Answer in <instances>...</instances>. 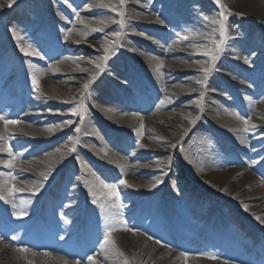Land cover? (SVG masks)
<instances>
[{
  "label": "bare ground",
  "instance_id": "1",
  "mask_svg": "<svg viewBox=\"0 0 264 264\" xmlns=\"http://www.w3.org/2000/svg\"><path fill=\"white\" fill-rule=\"evenodd\" d=\"M22 1L23 0H13L9 7V0H0V4L4 5L2 8H7L5 11L7 13L5 20L3 23L0 21V26L1 24H5L3 29L0 27V46L3 47L2 51H5L2 63L4 64L6 73H4L5 77L0 82V85H4L7 78L12 82L11 90H0V99H4V102L7 99L9 100V106L3 115L15 116L19 119L28 118L45 123L50 119L46 117L40 109L46 105H54L55 107L62 108L72 104L73 97L69 92L77 89L61 84L77 82L83 86L89 81L77 79L73 76L76 73H84L88 69L80 65H77V67L69 65L67 68H60L59 64H53L52 68H57L55 75H62L59 81H55L49 78L50 74L47 68L39 67L36 64L40 60L49 63L46 58L49 59L50 53H47L46 58H41L36 54H30L29 57H25V55L28 54V49L26 50L24 47H20V42L22 39L29 38L28 40H30L32 36L28 37L29 34L26 35V32H28L26 30L28 29L23 28L19 23H13L16 29L14 32L10 30L13 14L19 16V18L23 20L29 21L32 27H36L37 30L45 29L47 31L52 29L54 33L53 42L62 40V35H66V32L62 28L50 23V21L47 22V16L42 13L39 6H37V8L31 6L35 0H32L28 5L27 2L24 3ZM152 1L153 5L151 9L147 10L146 14L142 16L135 15V11L132 8L126 10L127 15H135L136 17L137 23L133 27L134 31H136L135 33H137L135 34L136 41L139 44L141 42L140 39H143L151 44V42L156 39L150 38L152 36L151 34H161L162 38H167L169 41L171 40V45H157L153 47L156 54L160 53L163 55V57H158L146 51L141 52L139 49H135L133 47L135 43L128 41L120 45L121 54L123 52V55H127L136 65H139L145 72L147 71L155 80L157 88L159 87L165 92H172L174 94H179V92H181L182 97L191 98L189 100L187 99V101L182 104V106L188 107L189 110L184 111L173 108L171 111L169 110L168 113L160 112L161 114H159V117H164L163 120L168 122L166 120V114L170 116V113L173 111L180 112V114L187 119V122L183 124V131L180 132L176 128L170 131H163V139L160 141V145L154 146L147 137L146 131L141 127V120H144L145 117L130 111L123 103L124 101L122 98L126 97L127 100H130L129 98L131 96L129 94L128 96L124 94L120 101L111 103L107 94L104 93L106 85L101 81L93 85L90 83L87 93L83 97L82 108L84 113H86L85 116L82 117L83 128L80 133L79 131L77 132V136H75L76 138H73V140L75 142L74 145L80 142L82 145L92 149L94 148V142L86 136V134L89 133L93 135V140L95 135L98 137L95 143L100 145V143H102V138L99 135L98 126L95 125L96 123H94V121L98 119L100 122L101 118L109 123L111 129L109 128L108 130L109 132L111 131L110 134L114 137V142L119 148L122 137L119 141L117 137L119 136L118 133H121L123 136L137 138L141 150L147 152H151L152 150V152L156 151L159 154L161 153V155L153 160L157 164L155 165L156 168H152V165L147 162H129L123 155L116 152H112L110 156L114 158V165H116L114 167L118 168L116 172L122 174L123 177L125 176L124 178H130L135 183L149 181L151 184H154L157 179H161L162 182L167 181V183L163 185V188L167 190L168 193H171V202H169L170 210L166 217L163 215L161 216V214L157 212L155 219L149 222L144 228L147 233L152 236L158 235L164 241L155 243L154 237H150L136 228V226H139L136 217L140 212L150 213L152 203L148 202L143 207H140L138 204L128 202L126 197L125 200L114 197L113 208L112 205H110V213H114L111 222H105V219H103V217L99 218L100 215H98L95 221L86 224V222L81 220L80 216L77 218L74 214L66 216L64 209L55 206L48 223L43 221L34 225L36 221V209L41 194H38L37 203L33 205L30 201L22 198V192L19 190L22 189V186L25 191L33 189L38 182L31 177L35 176L38 178L44 176L46 173L53 171L55 165L46 160L47 155L45 157H36L35 164L40 168L42 173L39 171L35 172L27 166L25 167V162L32 161L26 159V156L37 149L38 141L42 139L49 140L56 137L66 131L71 123H67V128L62 130L59 129L61 128L60 123L56 125H42L38 131H34L28 128L26 123L16 120L18 123H13L14 126L12 129L8 127L9 129L4 128V132L0 131V135L4 136V140L0 142V148L9 147V143L12 142L13 139L14 141L12 143L14 144L10 147L12 149V155L15 157L13 160L14 167L11 168L7 166L10 157L9 159L0 158L1 166L5 168L4 172L0 171V174H2L0 175V184L3 185L2 194L6 197L5 199H0V219L5 222L8 229H11L17 226L19 222H24V224L29 223L30 220L27 217L31 213L33 206L35 207V216L33 217V224L31 225L33 230L28 237L23 234H18L14 238H9L5 241L6 237L0 236V264H81L82 261L80 257L84 253H87L85 254L86 264H250L244 261L242 257L238 259L240 256L236 255H244L245 248L243 247L245 246H247V249L250 248V253H248L250 257L253 255H261V259L257 260L263 262L260 264H264V251L259 250L262 248L264 249V238L256 232V226L264 229V174L260 175L251 169L259 167L261 162V165L264 163V102L258 99H252L248 96H243L239 101L237 100L235 102L236 109H227L219 103H214L215 101L210 99V93L205 94L203 89H201V80L205 77H209L210 92L213 91L215 94H219L223 93L224 90V78L229 81L237 82L238 77L244 75V71L237 64L234 65L231 63L222 64L226 69L225 71H211L212 64L201 57L203 56L201 55L203 54L202 52L207 51L209 48L207 45H201L197 53H189L188 48L184 46V44H187L186 40L184 41L183 38H181L182 40L180 42H176L168 35L167 29L172 28L174 24L173 18L169 15V12H172L173 15L174 9H178L179 13L185 7L193 9L198 0ZM231 1L239 5H245L244 11L249 12L251 17L258 19L264 26V0ZM133 3L137 6L142 4L139 0H136V2L133 1ZM58 6L62 9L61 13L66 14L65 9L60 4H58ZM2 8L0 9V14L4 12ZM209 13H211L210 21L207 25L210 27L204 30V34L202 35L206 38L205 43L213 41L216 23H218L219 20L221 21L215 11H210ZM57 16L61 18V14L58 13ZM61 19H64V17ZM111 19V17L104 18L96 16L93 19V24H107ZM61 21L67 24L70 23L69 21ZM113 23L114 22H111V24L107 26V29L113 30L115 28ZM243 28L245 29H241L233 23L230 24L229 34H233V36L231 35V42H235L238 40L239 36H241L248 41L247 49L243 50L246 58L252 61L259 59L260 52H255V45L259 43V46H264V32L260 30L256 31L250 27ZM24 33L26 36L23 35ZM67 33L74 39L73 41L81 42L87 46L104 43V39H100V34L98 32H87L83 29H77L74 25H72V28ZM157 37L161 38L158 35ZM51 38L52 37L45 35L48 44H50ZM150 39L152 40L150 41ZM115 40L117 41V39ZM12 41L13 43L15 41L19 49H24V51H21L22 58L19 68L15 71L12 70V65L13 61L15 63L16 60L13 58V52L8 45V42ZM175 43L178 45V48L173 50L174 47L172 49V46ZM50 46L52 48V45ZM123 46H126V50L122 48ZM67 47L68 46H66L65 49H67ZM33 53L37 52L34 51ZM174 54H176L174 57H170ZM131 55L134 56L133 59ZM62 62L63 61H61V63ZM90 62L92 64L97 62V64L103 63L99 68V70H101L105 59L103 55L100 54L92 57ZM244 63L247 67L251 66L250 62ZM174 64L184 72H195V74L188 76V78H184V86L179 83H169L176 78L180 79L182 77V74L172 75L170 69L174 67ZM107 65L110 71L114 73L117 80L119 77V73L117 72H119L120 64L111 62V59H109ZM206 68L209 69V71L205 72L203 70ZM28 73L29 75L32 73V77L29 78ZM64 74L71 75L63 76ZM33 76L36 77L37 81L46 83V88L42 89L43 93H41L40 98L31 99L30 93L34 87ZM108 79L109 81L111 80L110 77ZM6 85H9V82L6 83ZM20 90H25V95H23L24 98L20 97L22 96ZM250 90L256 93V89ZM121 93H124V90L121 89L120 94ZM76 99L78 100V97L74 98V100ZM16 102L17 104L14 105ZM198 102L200 105H205V110L197 108L196 104ZM91 106L98 111L97 115H91L89 111H87ZM22 110H24V112H21ZM206 111L208 112L209 118L213 119L218 124L221 132L230 141L233 140L236 144L240 145L247 156V158L241 157L240 159L243 165L246 166H231L227 161L221 158L219 147L212 140L208 129L194 128V123L197 125L204 123L205 119L203 115H201V112L204 114ZM53 113L56 116L63 114L61 111ZM238 117H243L248 120L247 130H245L243 120ZM6 119L7 118H5V120ZM229 120H238L239 125L230 128L229 124L232 121ZM0 126L7 127L4 120H0ZM169 126L172 128V124ZM18 129L22 132L20 135H23V138L21 136V138L18 136L16 137ZM188 130H190V133H188ZM253 133H256L257 137H252ZM11 134L15 136L10 138ZM69 136L68 134L66 135V137ZM182 142H184L183 153L178 152L180 154L178 156L167 153V150L163 147L173 143L174 149L175 144L179 145V143ZM68 148V146H65V149ZM17 150H19V152H17ZM59 150L57 155L60 162L57 164L58 167L54 175L57 174L60 167L78 163L79 159L76 155L72 156L69 150ZM0 154L8 155L6 151H0ZM138 155L139 152L137 153V156ZM181 155H183V159H181ZM150 156V154H148V156L143 154L139 158L142 160ZM164 162H166L167 166L166 170L162 172ZM169 166H172L174 169L170 176L167 173ZM14 169L17 170L13 171ZM176 171L183 173V175H185L184 178L191 177V179H195L197 186L204 185L212 189L215 194V199H219L215 206L216 208L228 205L226 200H230V202L237 201L234 207L239 204L241 205L239 208H242L245 200L250 202L248 221L243 222L238 215L239 211L234 208L233 214H230L231 218L228 216L225 217L224 215L226 213L222 211L220 214L213 213L212 216H209L207 218L209 219L208 225L206 226L194 222L196 215L190 212V208L185 206L183 201H177L176 194H178V190L172 181V176ZM243 171H245V175L237 178V175H240ZM87 172L88 166L85 164L83 167L82 165V171L80 173L71 174L67 179H64L62 175L55 187L59 185L61 193L69 197L78 190L83 189L84 191V189H88L90 186L94 187V190H96V188L98 190L105 184L95 174H87ZM9 173L14 179H7ZM24 175L30 176V178L26 181H20L17 178L18 176ZM85 179H87L85 183L81 184L80 181ZM256 183H260V185L255 188L254 186ZM12 186L18 189V191H15L13 195L9 196L8 189ZM187 186H190V184L187 183L185 189H187ZM134 193L136 194L137 191H134ZM196 193H199V196H201V192L198 191L197 188H193L189 197L194 198ZM154 200H156L157 204L159 203V199L155 198ZM13 205H15V207H13ZM213 205H215V203L207 205L205 211L210 212ZM201 209L204 210V208ZM40 223H43V228L40 226ZM58 224H60V226H57ZM110 227L113 228L114 231L110 234L111 239L106 241L105 235L108 233ZM49 230H52L53 233L51 234ZM215 230H218L220 234V236L217 235L218 240L215 241L216 244H209L202 247L200 243L201 237L206 233L204 239L208 241L207 239ZM46 234L48 236H45ZM53 234L61 237L60 241L57 240L53 242ZM45 238L49 240L42 241ZM245 238L251 240V242L245 244L243 241ZM32 241L36 242L38 251L30 248V246L33 245ZM254 246L258 248L257 252L252 251L251 247L253 248ZM19 249H27V251H19ZM89 257L92 259H89ZM81 259L85 261L84 258Z\"/></svg>",
  "mask_w": 264,
  "mask_h": 264
},
{
  "label": "rangeland",
  "instance_id": "2",
  "mask_svg": "<svg viewBox=\"0 0 264 264\" xmlns=\"http://www.w3.org/2000/svg\"><path fill=\"white\" fill-rule=\"evenodd\" d=\"M25 1V0H23ZM27 5L30 4V0H26ZM133 1L136 2V0H40L39 3L45 4L47 8L44 7V15L47 16V22L50 21V23H53V25H56L59 28H62L66 35H62V40L54 41L53 42V32L51 30H37L36 27H32L29 21L23 20L22 18H19V16H15V14L12 15V25L10 26L11 31H15V27L13 26V23H19L22 25L23 28H27L28 32H26V35L32 36L30 37V40L22 39L20 42V45L24 47L26 50L28 49V53H33L34 51L39 53L37 56L41 58H46L47 53H50L49 59L46 58L49 63L44 62L43 60H40L36 64L39 67H45L47 68L48 73L50 74L49 78L55 81H59L62 78V75H55L57 72V68L53 69V64H59L60 68H67V66H75L77 65L83 66L84 68L88 69L84 73H76L73 77H76L77 79H84L90 81L92 76L96 77L97 81H104L105 82V88L104 93L107 94V96L110 99L111 103H114V101H120L121 95L120 90H124V93H128L131 97L129 101H124L123 103L129 108L130 111L138 113L145 117L144 120H141V127L146 131L147 137L151 140V143L154 146H159L160 141L162 138V132L163 131H170L174 128L178 129L180 132L183 131V124L187 122V119L184 118L180 112H171L170 116L166 114V120L168 122H165L163 120L164 117H159V114L161 113H168L169 110L173 108L181 109L184 111L189 110L188 107L182 106L183 103L187 101V99H191L188 97H182V93L179 92V94L169 93L161 90L159 87L157 88V85L155 83V80L149 75V73L145 70H140L139 67L135 66L133 64V61L127 56L123 55V52L121 54L120 45H123L126 42H132L133 47L136 49H139V51H146L149 54H154L158 57H163L162 54L155 52L153 47L155 46H169L171 45V40L162 38L161 34H157L161 38L157 37V35H153L150 38H156L150 43L147 41L140 39V43L138 44L136 41L135 33L133 27L136 22L137 16H142L143 14H146L147 10L151 9L153 5L152 0H139L142 4L139 6L135 5ZM249 3V2H248ZM247 3V4H248ZM37 1L33 2V7H37ZM60 4L66 11V14L61 13V8L58 6ZM246 4V5H247ZM106 5V6H104ZM222 5L226 7H222ZM2 7H0L1 9ZM129 8H132L135 11L134 16L127 15L126 10ZM245 5H239L233 1L229 0H220L219 3H217V0H198L195 4V7L192 8H183V10L179 13L178 9H174L173 15L172 12H169V15L173 18L174 24L172 28H168L167 32L168 35H170L171 38H173L176 42H180L183 38V40L187 41V44H184L186 48H188L189 53L198 52L199 47L201 45H207L209 48L207 51L212 50V55L216 56L215 61L212 60V57L210 55H205V52H202L203 56L202 58L208 60L209 63L212 64L211 71L217 70V71H225L226 69L222 66L223 63H231L234 65L240 66V68L244 71V75L238 77L237 82L229 81L224 79V90L223 93L215 94V92H210V79L208 77H205L200 82L201 89L203 88L204 93H210V99L212 101H215L214 103H219L222 106H224L227 109H236L235 102L243 97L248 96L252 99H258L260 101L264 102V46H259V43H256V53L260 54V58L252 61L251 59H247L246 63H251L250 67L245 66V58L246 55L243 53V50L247 49L248 47V41L243 39L241 36H239L238 40L235 42H231L232 38L229 34V26L231 23H233L235 26L245 29L243 27H250L251 29H254L256 31L264 32V26L260 23L258 19L255 17H251L249 12L244 11ZM86 10V12H85ZM210 11H215L218 15V18L223 21L224 25L227 27V33L226 37H222L220 34V20L218 23H216V30L214 33V38L212 42H206V38L202 35L204 34V30L209 29V25H207L210 21ZM61 14V18L64 17V19H61L57 16V14ZM223 13V15H221ZM96 16L101 17H111L112 19L109 20V22L106 24L101 25H94V18ZM69 21L70 23H64L63 21ZM111 22H114L115 28L113 30L107 29V26L111 24ZM122 22V23H121ZM72 25H74L77 29H83L87 32H98L100 34V39H104L103 44H96L94 46H87L84 45L81 42L73 41L74 39L67 33L72 28ZM55 26V27H56ZM56 27V28H57ZM263 27V28H262ZM95 29H103V31H96ZM56 31V30H55ZM119 32V37H114L112 33ZM24 36L25 33L23 34ZM45 35L52 37L50 39V44L47 43L45 39ZM67 36V39L65 37ZM184 37H187V39H184ZM99 39V40H100ZM115 43H112V41H115ZM221 39L224 40V43L220 46L219 51H215L217 45L220 43ZM240 39V40H239ZM152 39H150L151 41ZM155 41V42H154ZM174 41V42H175ZM264 41V40H263ZM15 42V41H14ZM53 42V43H52ZM54 44V45H53ZM52 45V48L51 46ZM154 45V46H152ZM67 49H65V47ZM105 47L109 48L107 59H105L104 62V69L101 71L99 70L100 67H97V65L102 66L103 63H94L92 64L90 62V59L94 56L102 54L103 57L105 56ZM126 46H123L122 48H125ZM174 47V49H173ZM2 46H0V82L5 77V68L3 62V56L4 53H2ZM51 48V49H50ZM84 48V49H83ZM178 48V45L173 44L172 49L176 50ZM229 49V51H228ZM37 50V51H36ZM126 50V48H125ZM125 52V51H124ZM176 54L170 56L174 57ZM29 56V55H28ZM132 56V55H131ZM16 59L18 58L15 56ZM134 56H132V59ZM15 59V58H14ZM15 59V60H16ZM86 59V60H85ZM111 59V62H115L116 64H120L119 68V77L115 78V75L112 71H110L109 66H107V62ZM222 59V60H221ZM96 60V59H95ZM61 61H63L61 63ZM99 61V60H97ZM225 61V62H221ZM66 63V64H65ZM177 64V63H176ZM176 64H174V67H172L170 70L172 71V75L175 76V74H182V77L179 79H174L170 84L172 83H179L180 85L185 84V79L188 78V76L195 74V72L187 71L184 72L179 68ZM18 67L16 65V62L12 65V70H16ZM246 69V70H245ZM169 70V69H168ZM13 71V72H14ZM141 71V72H140ZM5 73V74H4ZM4 75V76H3ZM69 76L71 74H64L63 76ZM29 78L32 77V73L29 75ZM111 78L109 81L108 78ZM184 79V80H183ZM9 82V85H6V83ZM28 83V82H27ZM63 83V82H62ZM79 83L77 82H68L63 83L61 85H67L70 87H74L77 90H71L70 95H72L73 103L69 104L67 106H64L62 108L55 107L54 105L50 106H44L40 110L45 114L46 117H48L50 120H48L45 123L38 122L36 120L28 119V118H17L15 116H4V112L7 110V107L9 106V100L7 99L4 102V99L0 101V116L7 118L8 121H16L20 120L21 122L26 123L28 128L38 131L39 128L42 125H50V124H60L61 128L64 129L67 128V123H71L70 127L64 131L63 133L57 135L56 137L49 139V140H40L38 141V146L35 151H32L29 155L26 156V159L32 160L30 162H25V167L27 166L32 171H40V168L36 166L35 158L36 157H45L46 160L50 161V163H53L55 165V169L53 171H50L46 173L47 179H45L44 176H40L36 178L35 176H32L31 178H34L37 180V185L29 190L25 191L24 187L22 186V189L19 191L22 192L21 196L23 199H26L33 203V205L36 203V199L38 194L42 192L44 189L46 183L48 180H50L54 172L56 171V168L58 167L57 164L60 162L58 153L59 149L63 150H69L70 153L73 155H76L79 157L78 163H75L70 166L65 167V172L63 174V178L67 179L71 176V174L74 173H80L82 171V165L83 167L85 164L88 166V172L87 174H95L99 179L105 183V184H112L116 186V191L119 193V199L126 200L128 202L133 203H141L143 205L144 203L148 202L149 200L153 199V197L161 198L160 203L156 204V210L160 212L166 205L164 201L166 202L171 199V195L165 191V189L162 188V186L166 183V181H161V179H157L154 184H151L149 181H144L141 183H135L130 178H124L122 174L117 173L116 171L118 168L114 167V158H111L110 154L112 152H116L120 155H123L125 159L129 162H147L152 165V168H156L155 165H157L153 160L156 159L161 153L159 154L156 151L151 150V152H147L145 150H141L139 147V142L137 138H131V136H123L121 133H118L120 140V148L116 145L114 142V137L109 132V123L100 118V122L98 119L94 121L96 123L95 125L98 126L99 135L102 138V143L97 144L95 143L98 140V137L95 135L93 140L92 134H86V136L89 139H92L94 142V148H88L87 146L82 145L80 142L76 143L74 145L73 138H76L77 132L79 133L82 131L83 124H82V117L85 116L86 113H84L82 108V102L83 97L86 95L87 90H84L82 85H77ZM92 84H94V81H92ZM27 85V84H26ZM29 85V84H28ZM12 87V82L7 78V81L5 80L4 85L1 84V89H10ZM205 86V87H204ZM10 87V88H9ZM78 87V88H77ZM46 88V83L42 81H38V89L37 87H33L32 92L30 93L31 99L40 98L41 93H43L42 89ZM250 89H256V93L251 92ZM197 90V89H196ZM21 91V90H20ZM198 91V90H197ZM21 94H25V90L21 91ZM75 97H78V100H74ZM1 100V99H0ZM197 108L200 107L199 102L196 104ZM201 109H204V105H201ZM61 111L63 112L62 115H54L53 112ZM89 113L91 115H97L98 111L93 109L92 106L90 107ZM21 112H24L22 110ZM161 112V113H160ZM80 117V118H79ZM205 122L203 124H195L194 128H207L209 131V134L212 137V140L214 143L217 144L219 147L221 158L223 160L227 161L231 166H246L243 165L241 157L247 158L245 152L242 150L240 145L236 144L235 141H230L218 128V124L213 120L209 118V115L207 113L204 114ZM209 118V119H208ZM162 119V120H161ZM230 122L229 126L234 127L238 126L239 122L238 120H229ZM172 124L171 126H169ZM94 125V124H93ZM13 123L7 124V127L0 126V131L4 132L5 129H12ZM9 127V128H8ZM106 129V131H105ZM111 129V128H110ZM164 133V132H163ZM188 133H190V130H188ZM22 132L20 129H18V136L19 138H23ZM70 135L69 137H66V135ZM49 135V134H47ZM15 135L11 134L10 138H13ZM21 136V137H20ZM25 136V135H24ZM50 136V135H49ZM79 136V135H78ZM252 137H257L256 133L252 134ZM71 138V139H70ZM14 140L12 139V142ZM91 141V140H90ZM1 142V141H0ZM10 142L9 146L13 145L14 143ZM12 143V144H11ZM138 144V146H137ZM65 146L69 147L68 149H65ZM175 144V150H173V143H170L166 146H163L165 150H167V153L177 156ZM74 149V151H72ZM21 150V149H19ZM17 150V152H19ZM140 150V151H139ZM182 149L179 148V151ZM15 151V148H14ZM56 151V152H55ZM139 152V155L137 156V153ZM65 153V152H64ZM146 153V154H145ZM183 153V152H182ZM67 154V153H65ZM136 154V155H135ZM148 156L150 154V157H146L142 160H140L141 155ZM137 156V157H136ZM1 159H9V155H3L0 154ZM31 158V159H30ZM111 158V159H110ZM20 159V158H19ZM23 160V158L21 157ZM110 159V160H109ZM181 159H183V155H181ZM152 160V161H151ZM39 162V160H38ZM262 163V162H261ZM257 168H251L255 173H258L260 175L264 174V163ZM40 164V163H38ZM79 165V167H78ZM166 162H164L162 166V172L166 170ZM5 168L1 166L0 164V171H5ZM17 169H14L13 171H16ZM18 175V174H17ZM245 175V171L241 172L240 175H237V178L242 177ZM185 175L183 173L176 171L174 175L172 176V181L178 190L177 201H183L185 206L192 207V211H197V207L199 204H202L203 207L205 205H210L214 201V192L212 189L207 188L206 186H197L196 180L191 179V177L184 178ZM20 181H26L30 178V176H18L17 177ZM87 179L81 180L80 183H85ZM125 180L126 184H121L120 181ZM191 181V182H188ZM101 182V183H102ZM235 182V181H234ZM189 183L190 186H187V189H185V185ZM155 185V186H153ZM260 183L255 184V188L258 187ZM87 186V185H86ZM197 188L198 191L201 192L202 196V202L200 203V194L197 193L194 198H190L189 195L192 193V189ZM134 191H137L135 194ZM85 192L89 194L90 200L93 202L95 200V203L92 205L93 212L92 215L88 218L86 221L87 224L91 223L92 221H95L97 218L96 216L100 215L99 218L105 219V222H111L113 218L114 213H110L112 205L114 203V197L108 196L107 192L108 190L101 186L100 189L94 190V187H89L88 189H85ZM130 194V195H129ZM52 201H50L48 204H46V216H48L53 208L54 203H59L60 207L65 209V213L67 215L74 214L77 218L76 210L78 209L79 204V198H80V190L75 192L72 196H64L61 194L59 188H57L54 193L52 194ZM124 198V199H123ZM226 200V199H225ZM228 205L225 206V212L227 214H233V209H237L239 211V217L243 222H247L249 214H250V202L246 201L243 203L242 208L241 205L238 204V206L235 204L237 201L226 200ZM1 203V202H0ZM103 205V207H101ZM155 209V207H154ZM34 208L31 209V214L34 213ZM215 211V207L213 205L211 212H206L205 208L202 210V212H199L198 215L195 218V221H202L205 218H207L209 215L213 214ZM29 214V215H31ZM138 219V225L136 228L139 229V231H143V228L146 226V220L151 218V215H145L144 213H140ZM28 215V216H29ZM145 215V216H144ZM49 217V216H48ZM262 225V224H261ZM256 226V225H255ZM259 226V225H258ZM257 227V226H256ZM263 228L257 227V232L264 233V230H261ZM12 233H15V230L12 231ZM145 233V232H144ZM217 234V232H216ZM264 238V236H261ZM247 241V239H244ZM87 254V253H85ZM237 255V254H236ZM239 255V254H238ZM245 257V256H244ZM86 256L84 257V259ZM255 260L248 261L252 264H258L260 263L258 258L256 256H253V259ZM243 259V257H242ZM81 264H86L85 261L81 260ZM247 261V260H246ZM104 262V261H103Z\"/></svg>",
  "mask_w": 264,
  "mask_h": 264
},
{
  "label": "snow or ice",
  "instance_id": "3",
  "mask_svg": "<svg viewBox=\"0 0 264 264\" xmlns=\"http://www.w3.org/2000/svg\"><path fill=\"white\" fill-rule=\"evenodd\" d=\"M12 2H13V0H9V2H8V6L9 7L11 6V3ZM122 2H123V0H122ZM219 2H220V0H217V3H219ZM3 6L4 5L0 4V7H3ZM104 6H106V5H104ZM222 7H226V6L222 5ZM221 15H223V13H221ZM214 23H215V21H214ZM220 25H221L220 34H221L222 37H226L227 27H226V25H224L223 21H220ZM95 30L96 31H103V29H95ZM112 35L114 37H119L120 36V33L119 32H115V33H112ZM65 39H67V36L65 37ZM184 39H187V37H184ZM115 42L116 41H112V43H115ZM223 43H224V40L221 39V41L217 45L215 51H219L220 50V46ZM21 51H24V49L22 48ZM104 51H105L104 59H107V54H108L109 48L108 47H105ZM29 54H36V55H38L39 53H29ZM205 55H210L212 57V60L213 61H215V59H216V56L215 55H212V50L206 51L205 52ZM245 62H247V58H245ZM97 67H100V66L97 65ZM203 70L205 72L209 71V69H207V68L206 69H203ZM95 79H96V77L95 76H92L91 80L88 83H85L83 85L84 89L87 90L89 88L90 83L93 80H95ZM33 85H34V87H37V89H38V81H37V79H36L35 76H33ZM238 118L243 120V122L245 124V130H247L248 120L244 119L243 117H238ZM0 120H4L5 125L10 124V123H18L17 121H8V120H5V118L2 117V116H0ZM3 140H4V136L3 135H0V141H3ZM0 151H6L8 153V155L10 157V160L7 162V166L9 168L14 167L13 160L15 159V157L12 155V149H11V147L9 146L7 148H0ZM72 151H74V149H72ZM0 175H2V174H0ZM44 178L47 179L48 178L47 175H45ZM7 179L8 180H11V179H14V177H12V175L9 173L7 175ZM120 183L121 184H126L127 182L125 180H121ZM153 186H155V185H153ZM103 187L108 190V192H107L108 196L115 197L117 199L119 198V193L116 191V186L115 185H112V184H103ZM15 191H18V189H16L14 186L10 187L8 189V195L9 196L13 195ZM2 192H3V185L0 184V199H5L6 197L2 194ZM93 202L95 203V200ZM13 207H15V205H13ZM101 207H103V205H101ZM112 231H114V229L110 227L108 229V233L105 235V240L106 241H109L111 239V235L110 234H111ZM19 251H27V249H19ZM89 259H92V258L89 257Z\"/></svg>",
  "mask_w": 264,
  "mask_h": 264
}]
</instances>
